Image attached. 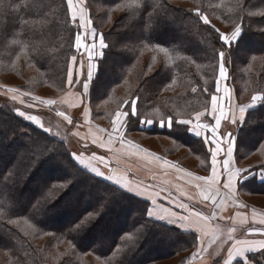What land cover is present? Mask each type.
<instances>
[{"label":"trees","instance_id":"trees-1","mask_svg":"<svg viewBox=\"0 0 264 264\" xmlns=\"http://www.w3.org/2000/svg\"><path fill=\"white\" fill-rule=\"evenodd\" d=\"M181 1L87 0L91 21L98 30L101 29L89 4H132L120 24L101 30L107 47L90 86L88 103L91 118L104 117L109 124L113 113H97L94 105L100 100L108 103L116 99L112 88L124 83L126 70L135 63L139 49H163L168 65L141 79L135 88L137 115L130 117L126 134L142 133L140 112L152 107V99L163 86L182 85L180 95L184 94V98L172 101L173 110L157 103L174 120L170 130L153 129L147 134L161 135L188 148L203 162L196 169L206 171V146L188 135L187 125L175 122V112L184 111V120H188L193 113L177 107L188 101H207L214 90L220 51L226 55L229 85L233 86L236 98L240 99L241 93L250 95L256 91H262L264 96V66L252 68L250 64L253 58L264 55V14H256L264 10V0H187L190 4L186 7L178 4ZM63 5V0H5L0 8V60L10 51L23 52L25 59L40 70L43 81L61 95L67 90L65 78L74 53L71 38L75 32L66 22ZM201 15L207 17L208 24L203 23ZM237 26L242 28L241 37L226 46L220 33L229 35ZM13 40L19 43L14 44ZM2 45L7 53L1 50ZM237 69L240 74L235 72ZM13 71L17 73L15 68ZM134 73H138V68ZM238 80L241 88L236 87ZM238 142L237 150L241 149L243 155L252 151L258 155L264 142V105L246 114ZM259 167L264 169V161ZM34 179L35 185H31ZM261 184L249 180L240 185V190L262 194ZM71 194L77 197L68 199ZM113 210L128 213L126 223L119 224L112 217ZM147 210V203L80 168L64 143L41 134L10 109L0 108V245L10 264H83V259L84 264H94L89 255L99 260L98 264H153L198 249L194 234L149 219ZM19 218L31 220L40 232L52 233V246L58 253L66 249L67 257L50 263L28 235L11 224ZM191 235L195 236L194 242ZM60 240L71 247L59 245ZM74 253L84 256L78 260Z\"/></svg>","mask_w":264,"mask_h":264},{"label":"rangeland","instance_id":"rangeland-1","mask_svg":"<svg viewBox=\"0 0 264 264\" xmlns=\"http://www.w3.org/2000/svg\"><path fill=\"white\" fill-rule=\"evenodd\" d=\"M63 3V14L64 16H66L68 26L75 28L73 38L71 39L74 41L73 56H75L76 59L73 60V56H71L67 65V72L65 78V85L67 90L62 95L59 94L58 91H56L54 88H51L43 81L40 70L31 65L30 62H28L27 58L25 59V55L23 54V52L16 53L10 51L8 56H5L4 59L2 58V60H0V108L10 109L13 114L17 116V118L32 126L34 129L41 132V134L53 138L54 140H57L60 143H64L65 148L70 153L75 163L80 168L84 169L86 172H88L87 169L82 166L83 161L80 159V157H77V155L81 156V154H85L86 158L89 156L87 160H95L94 164L103 173H105L104 169L107 170L106 165L105 163H102L103 161L101 159H98L97 154H99V151L95 150L97 147L95 148V146H92L89 143V141L94 142V137L98 138V141L100 143L103 137V133L100 132L99 137H97L96 132H93L91 129H89L88 131V128L83 123L84 121H89L90 115L91 121L93 123H96L97 121L96 125L101 127L102 129L106 130L111 127V121L108 124L104 117H97L95 120L91 118V107L88 103L89 89L97 75L99 61L103 57V55H101L100 53L102 52L104 54L105 50V48L100 49L99 47V37L102 35L101 30H111L115 25L120 24L123 17L125 16V13H127V10H130V8L132 7V4L128 3L127 5L117 7H111L109 5H100L95 3L89 4L95 16L96 23L101 29L98 30L93 26V23L91 21L89 9L87 6V0H74V5L71 10L67 8L66 0H63ZM178 4L186 7L190 3H188L187 0H183ZM72 11L76 12L75 20L71 18ZM256 14L263 15L264 10H261L259 13ZM218 25L219 27H221L220 24ZM68 26L66 27L67 30ZM221 30L225 31L226 28L222 27ZM93 31L95 32V36H93L92 34ZM76 35H80L82 37V43L87 44L88 47H92L93 45H95V55L91 60L88 57L87 51L83 47L79 48V50L77 49L75 42ZM84 37H87V39H84ZM4 45L6 46V43ZM4 45L1 46V50L3 52H5ZM140 52L141 54L139 55ZM225 56L226 55H224L223 59L219 57L220 61L216 75L214 90L209 95L207 101L203 100L202 103L197 101H188L186 102V104H183L181 107L177 108H182L188 112L193 113L191 114V118L188 119L190 123L182 125H187L188 135L200 140L201 144H204L203 141L207 139L209 141V144L207 146L215 147L216 144L212 142L211 129H216L215 139L219 141L220 147L227 146L229 135L231 133L232 140L234 141V151L231 160L235 161V164H237V167L240 168V170L244 172H250L247 173V175L251 174L250 181L253 180L257 182V178L262 177L261 174L264 172V169L259 167L261 165V162L264 161V142L261 144L262 146L260 150L257 151L258 155H254V151H252L250 154L243 155V151L241 149L237 150V147L239 145L238 132L240 128L244 125L246 114L252 109L257 108L260 103L258 102L257 106L253 107L252 109H248L247 105L252 103L251 97L253 95L263 96V92L256 91L250 95H245L241 93L240 99L238 98V100L235 96L233 86L229 85L228 70L226 69L225 64ZM137 64L140 66H138ZM221 64H223L224 66L223 75H221L220 72ZM250 64L252 68H257V66L263 67L264 55L253 58ZM165 65H168V60H166V56L163 50L152 49L150 47L139 49L137 52L135 63L126 70V73L123 77L124 83L112 88V91L114 92L113 94L116 99L111 102L108 101V103H105L107 102V100L98 101L94 105L95 111L97 113L101 111L113 113L111 115L113 117L116 113L119 112H130L131 105L133 102L135 103L137 110L138 100L135 96H133L135 88L139 86V84L141 83V79L147 76L155 75L159 72L162 66ZM14 68L17 73L13 71ZM137 68L138 73L135 74L134 70H137ZM89 71H91L92 73L91 80L88 79ZM240 71V69H237L235 72L240 74ZM130 72L132 73L129 74ZM69 73H71L70 76ZM127 74H129L130 76H127ZM127 78L129 79V82ZM69 80H72L74 82L69 83ZM1 82L5 83L6 85H3ZM84 83L89 84V89L87 91H85L83 87ZM236 87H242L241 81H239V83H236ZM182 88V85L163 86L162 89L157 93L156 97L152 99V107L145 111L142 110L140 112L139 128L141 129L142 133L131 132L126 134L127 127L125 126L123 127L124 138L128 142L133 143L138 147H141L155 155L176 162V164L179 165L181 168L188 169L189 171L195 173H201L203 172V170L200 168L196 169V167L202 164L203 162L199 160L198 156H196L192 152L190 153L188 148L183 146L180 147L179 143L177 144L169 138L163 137L161 135L156 136L154 134H147L153 129H159L164 131L170 130L171 127H169L168 125L169 123H171L172 126V122H174V120L172 117L166 116L165 113H163V109L160 104L157 105V103L161 102V104L173 110L174 104L172 105V101H174L175 99L178 100L179 98H184L182 97L184 94L182 96L180 95L182 94ZM213 95L217 97V110L215 112H213L212 110L211 97ZM130 97L131 100L127 101L128 99H130ZM117 100H119V104L121 105L117 103ZM48 101H52V103L48 104ZM242 107L245 108V112L243 114L240 112V108ZM111 110L115 111L112 112ZM221 111L224 113L223 116L220 115ZM19 112H23L26 115H33L38 117L40 119V124L43 127L38 126L36 123H33L32 121L18 115ZM184 114H186L184 111H181L180 109L179 111L176 110L175 116L177 118L175 122L179 123V121L184 120ZM217 118L221 120L219 128H217L215 125V119ZM82 119H84V121ZM148 119H151L153 121L151 126H148L147 124L143 123V121ZM79 124L82 125L78 127ZM194 124H209L210 128H199L201 136L197 137L191 130ZM44 128L49 129V131H44ZM28 133L29 135H31L30 131ZM208 155L203 158L204 163H208ZM237 156L238 160H236ZM48 165H53V163H49ZM88 168L90 169V167ZM88 173L98 179L105 181V179L102 177H97L90 172ZM55 176L57 177L58 175ZM42 180L46 181L47 178ZM35 182L36 179L33 180V183L31 185H35ZM107 183L120 189L111 182ZM263 184L264 182L261 185ZM247 188L248 190L250 189L249 186ZM124 192L132 196L130 193L126 191ZM239 192L241 198L245 202L250 203L254 206L264 207V193H248L243 190H240ZM75 193L77 194V190L75 191ZM76 194H71L70 196H68V199H73L74 197L76 198ZM87 203H90V201H88ZM112 212V217L116 218L119 224H123L124 222L126 223V219H128L129 215L128 213L120 214V212L117 210H113ZM11 224L14 227H17L24 234L28 235L29 238L33 240V243L35 242L34 244L39 246L40 249L45 252V257L49 260L50 263L52 261L54 262L55 260H62L67 257L65 253L66 249L62 253H58L57 250H55L56 247L52 246L55 243V241L53 240L54 236L52 235V233L40 232L36 225L31 222V220L19 218L17 220L12 221ZM128 235L132 238L131 232H129ZM190 239L191 242H194L195 236L191 235ZM58 242L59 245H68L66 241L63 240H60ZM157 247H159L160 250H164L159 245ZM68 250L71 252L70 248ZM210 250H212L211 245H209V249L206 248L202 252V254L198 253V249L193 252L191 250L188 255H183L182 253H179L177 255L175 254L165 261H160L153 264H216V261L209 262L203 258L208 256V254L211 252ZM82 256L84 255L74 253L73 257L79 260ZM87 257H90L94 264H98L99 260H97L95 257L90 255ZM251 260H254V263L256 264H264V257L261 254L252 255ZM82 262L83 264L85 263L84 259L82 260ZM0 264H10L8 254L1 247V245Z\"/></svg>","mask_w":264,"mask_h":264},{"label":"crops","instance_id":"crops-1","mask_svg":"<svg viewBox=\"0 0 264 264\" xmlns=\"http://www.w3.org/2000/svg\"><path fill=\"white\" fill-rule=\"evenodd\" d=\"M117 114L111 118V127L106 130L93 123L90 115L89 121L82 119L88 131H95L97 137L100 132L103 133L100 143L96 137L94 142L89 143L97 147L95 150L99 151L98 159L106 165L104 177H112L111 180L102 177L105 181L147 202V212H152L149 219L181 232L194 234L198 241V253L202 254L211 245V252L203 257L209 262L219 261L218 264H225V261H229L230 264H241L243 261V264H256L251 260L252 255L261 254L264 257V248L261 247L264 244V207L251 205L241 198L239 187L250 180L251 174L247 175L249 171L240 170L235 161L228 157V143L227 146L220 147L216 157L215 169L221 175L218 184L213 186L218 189L213 195L207 182L197 180V177H211V151L216 146H207V170L195 173L181 168L170 159L128 142L124 138L123 128L116 124ZM77 157L83 161L84 168L88 165L91 170L95 168L101 171L94 164L95 160H87L89 156L86 158L85 154H81ZM224 160H230L229 168L232 171L239 169L242 175L247 176L245 180H239L238 177L232 191L223 187L227 177ZM88 167L85 169L95 175ZM257 179L258 183L264 182L262 177ZM116 180L121 181L119 186L115 183ZM240 248L244 249V253L236 256L235 251ZM229 253H232L231 258Z\"/></svg>","mask_w":264,"mask_h":264},{"label":"snow or ice","instance_id":"snow-or-ice-1","mask_svg":"<svg viewBox=\"0 0 264 264\" xmlns=\"http://www.w3.org/2000/svg\"><path fill=\"white\" fill-rule=\"evenodd\" d=\"M4 2H5V0H0V8H3ZM66 4H67V8L69 10H71L73 8V5H74V0H66ZM253 14H255V13H253ZM198 15H200V13H198ZM71 18L73 20L76 19V12L75 11L71 12ZM201 19L203 20L204 24H208L209 23V20L207 19V17H204V16L201 15ZM25 23H27V21H25ZM92 34H93V36H95V32L94 31H93ZM241 35H242V28L240 26H237L235 28V30L231 33V35H225L223 33H220V38H221V40L223 41V43L225 45H229V44H232L233 42H238V40L241 37ZM84 39H87V37H84ZM75 42H76L77 49L79 50V48L83 47L87 51L88 57L91 60L93 58V56L95 55V45H93L92 47H88L87 44L82 43V37L80 35H76L75 36ZM12 43H14V44L15 43H19V41L13 40ZM99 47H100V49H104V48L107 47V44H106V41H105V38L103 37V35H101L99 37ZM100 54L103 55L102 52ZM218 55H219V57L221 59H223L225 54H224L223 51H220ZM72 59L75 60L76 57L73 56ZM223 67H224L223 64H221V66H220L221 75H223ZM70 75H71V73H69V76ZM91 78H92V73H91V71H89L88 79L91 80ZM73 82L74 81L69 80V83H73ZM83 87H84L85 91H87L89 89V84L88 83H84ZM193 91H195V89ZM211 99H212V110H213V112H215L217 110V97L215 95H213L211 97ZM251 100H252V103L247 105L248 109H252L253 107L257 106L258 102L261 105H264V96L253 95L251 97ZM47 103L51 104L52 101H48ZM240 112L243 114L245 112V108H243V107L240 108ZM18 115H20V116L32 121L33 123H36L38 126L43 127L40 124V119L38 117H36V116L26 115L23 112H19ZM136 115H137L136 105L133 102L132 105H131V111L130 112L129 111H123V112H120V113L117 114L116 124L118 125L119 128H123L129 123L130 117L131 116H136ZM220 115L223 116L224 113L221 111ZM143 123L147 124L148 126H151L153 121L151 119H148V120L143 121ZM179 123L180 124H189L190 122L188 120H181V121H179ZM220 124H221V120L219 118L215 119V125H216L217 128H219ZM168 126L171 127V123H169ZM201 127H203L204 129H209L210 125L209 124H194L192 126L191 130L197 137L201 136V132L199 131V128H201ZM43 130L46 131V132L49 131V129H47V128H44ZM185 130L187 131V129H185ZM211 131H212V142H214L216 144L215 150L211 151V158H212V165H213L212 175H211V177H208V178L197 177V180H205L207 182L208 189L212 192L213 195H215L216 192L218 191V189H214L213 186L218 184L219 176L221 175V173H218L216 171V169H215V165H216V162H217L216 161V157H217L218 152L220 151V144H219V141H217L215 139L216 129H211ZM203 143H204L205 146H207L209 144V141L207 139H205L203 141ZM228 144H229V146L227 148V155H228L229 158H231L232 155H233V151H234V148H233L234 141L232 140V135L231 134L229 135ZM165 163H167V161H165ZM229 164H230V160H224L223 161L224 169L227 172L226 181L224 182L223 187L225 189H228L229 191H232L234 184L238 182L237 178L239 177V180H245V179H247V176L246 175H242L241 171L239 169H237L236 171H232L229 168ZM87 167H88V165H85V168H87ZM92 172L95 173V175L97 177H104V173L101 172V171H98L95 168L92 169ZM261 176H262V180H264V173H262ZM104 178L105 179H109V180L112 179V177H110V176L109 177H104ZM115 183L119 186L121 181L120 180H116ZM206 198H209V197H206ZM147 215L149 217H151L152 216V212L148 211ZM76 227L77 228L80 227V224H77ZM261 247L264 248V244H261ZM243 253H244V249L243 248L236 249V251H235V255L236 256H241V255H243ZM231 256H232V253H229V257L230 258H231ZM225 264H230V262L229 261H225ZM241 264H243V261L241 262Z\"/></svg>","mask_w":264,"mask_h":264}]
</instances>
